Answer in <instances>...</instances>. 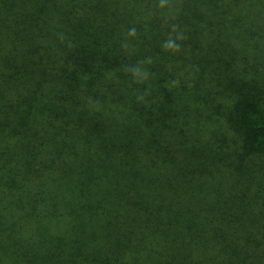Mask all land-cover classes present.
<instances>
[{
  "label": "trees",
  "instance_id": "16d2710c",
  "mask_svg": "<svg viewBox=\"0 0 264 264\" xmlns=\"http://www.w3.org/2000/svg\"><path fill=\"white\" fill-rule=\"evenodd\" d=\"M0 264H264V0H0Z\"/></svg>",
  "mask_w": 264,
  "mask_h": 264
}]
</instances>
